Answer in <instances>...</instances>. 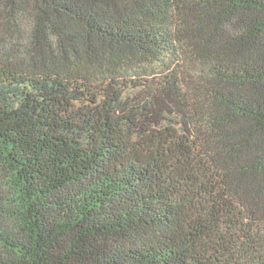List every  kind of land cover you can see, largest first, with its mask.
I'll use <instances>...</instances> for the list:
<instances>
[{"label": "trees", "instance_id": "trees-1", "mask_svg": "<svg viewBox=\"0 0 264 264\" xmlns=\"http://www.w3.org/2000/svg\"><path fill=\"white\" fill-rule=\"evenodd\" d=\"M0 264H264V0H0Z\"/></svg>", "mask_w": 264, "mask_h": 264}]
</instances>
